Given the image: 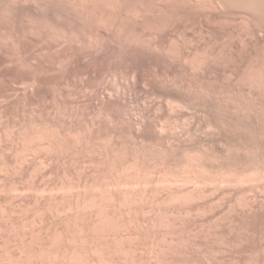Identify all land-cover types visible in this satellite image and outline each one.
Returning <instances> with one entry per match:
<instances>
[{
    "label": "rangeland",
    "instance_id": "1",
    "mask_svg": "<svg viewBox=\"0 0 264 264\" xmlns=\"http://www.w3.org/2000/svg\"><path fill=\"white\" fill-rule=\"evenodd\" d=\"M196 1L0 0V264H264V40Z\"/></svg>",
    "mask_w": 264,
    "mask_h": 264
},
{
    "label": "bare ground",
    "instance_id": "2",
    "mask_svg": "<svg viewBox=\"0 0 264 264\" xmlns=\"http://www.w3.org/2000/svg\"><path fill=\"white\" fill-rule=\"evenodd\" d=\"M84 1V0H83ZM87 1V0H86ZM92 0H90V2H91ZM99 1V0H98ZM116 1V0H115ZM190 1V0H189ZM196 1V0H195ZM207 1V3H209V4H207V3H204V4H207L208 6L210 5V4H213V3H215L216 5H217V7H219V8H221V7H223L222 9H220L221 11L225 8L227 11V13H228V9H229V11L231 12V14H232V16L233 17H235L236 19H237V21L235 20V22H237L238 23V25L239 26H241L242 28L244 27V28H246L247 30V34L246 33H244L245 31L243 30V33L242 32H240V34H241V36H243L242 34H244V37H248V35H250V37H248V38H254V39H257V40H259V41H263L264 40V0H220V2H219V0H206ZM205 0L203 1V2H206ZM74 2V1H73ZM102 2V1H101ZM106 2V1H105ZM104 2V3H105ZM126 2V1H125ZM176 2V1H175ZM197 2V1H196ZM83 3V2H82ZM92 3V2H91ZM112 3V2H111ZM116 3H118V2H116ZM128 3V2H127ZM198 3V2H197ZM200 3H202V1L200 2ZM223 3H225V5L223 4ZM88 4V3H87ZM86 3H85V5H87ZM98 4V3H97ZM123 4V3H122ZM199 4V3H198ZM203 4V5H204ZM221 4H223V5H221ZM1 5V4H0ZM82 5V4H81ZM84 5V6H85ZM93 5H95V4H93ZM92 5V6H93ZM101 5H102V3H101ZM200 5V4H199ZM207 5H205V6H207ZM68 6V5H67ZM108 6H111V5H108ZM107 6V7H108ZM201 6V5H200ZM204 6V7H205ZM221 6V7H220ZM226 6V7H225ZM76 7H77V5H76ZM83 7V6H82ZM94 7V6H93ZM100 7V6H99ZM106 7V6H105ZM121 7V6H120ZM131 7V6H130ZM209 7H212L211 5L209 6ZM228 7V8H227ZM202 8V7H201ZM214 8H215V5H214ZM219 8H217V9H219ZM86 9V8H85ZM98 9V8H97ZM97 9H96V11H97ZM111 9H112V7H111ZM58 10V9H57ZM61 10V9H60ZM81 10V9H80ZM107 10V9H106ZM114 10V9H113ZM220 10H219V12H220ZM76 11V10H75ZM111 11V10H110ZM115 11H116V9H115ZM183 11V10H182ZM90 12V11H89ZM104 12V11H103ZM112 12V11H111ZM140 12V11H139ZM166 12V11H165ZM192 12V11H191ZM216 12V11H215ZM225 12V11H224ZM223 12V13H224ZM225 12V13H226ZM82 13V12H81ZM92 13V12H91ZM118 13V12H117ZM187 13V12H186ZM100 14V13H99ZM138 14V13H137ZM165 14V13H164ZM219 14V13H218ZM230 14V15H231ZM81 15V14H80ZM85 15V14H84ZM104 15V14H103ZM183 15V14H182ZM189 15V14H188ZM88 16V15H87ZM97 16V15H96ZM101 16V15H100ZM119 16V15H118ZM176 16V15H175ZM194 16V15H193ZM224 16V15H223ZM228 16V15H227ZM46 17V16H45ZM91 17V16H90ZM84 18V17H83ZM216 18V17H215ZM66 19V18H65ZM213 19V18H212ZM46 20H47V18H46ZM81 20H82V18H81ZM104 20V19H103ZM119 20V19H118ZM56 21H57V19H56ZM69 21V20H68ZM67 21V22H68ZM71 21V20H70ZM98 22H99V19L97 20ZM239 21V22H238ZM44 23H45V21H43ZM42 22V23H43ZM53 22V21H52ZM63 22V21H62ZM90 22V21H89ZM97 22V23H98ZM122 22V21H121ZM124 22V21H123ZM250 22H253V23H251V24H253L252 26L251 25H249L248 26V24H250ZM36 23V22H35ZM88 23V22H87ZM115 23V22H114ZM66 24V23H65ZM74 24V23H73ZM102 24V23H101ZM103 24H105V23H103ZM53 25V24H52ZM63 25V24H62ZM85 25V24H84ZM98 25V24H97ZM235 25H237V24H235ZM35 26V25H34ZM48 26V25H47ZM46 26V27H47ZM67 26V25H66ZM69 26V25H68ZM75 26V25H74ZM248 26V27H247ZM251 26V27H250ZM254 26V27H253ZM49 27V26H48ZM53 27V26H52ZM51 27V28H52ZM57 27V26H56ZM55 27V28H56ZM88 27V26H87ZM94 27V26H93ZM93 27H91V28H93ZM111 27V26H110ZM236 27H238V26H236ZM250 27V28H249ZM50 28V29H51ZM60 28V27H59ZM73 28V27H72ZM79 28V27H78ZM105 28V27H104ZM241 28V29H242ZM249 28V29H248ZM64 29V28H63ZM110 29V28H109ZM112 29V28H111ZM240 28H238V30H239ZM43 30V29H42ZM60 30H62V29H60ZM73 30V29H72ZM71 30V31H72ZM90 30V29H89ZM52 31V30H51ZM64 31V30H63ZM76 31V30H75ZM78 31V30H77ZM239 31H241V30H239ZM238 31V32H239ZM250 31V32H249ZM54 32H55V30H54ZM121 32V31H120ZM187 32V31H186ZM185 33V32H184ZM72 34V33H71ZM239 33H238V35H240ZM252 34V35H251ZM78 35H80V34H78ZM96 35V34H95ZM246 35V36H245ZM50 36V35H49ZM53 36V35H52ZM67 36V35H66ZM252 36V37H251ZM55 37V36H54ZM58 37V36H57ZM95 37V36H94ZM59 38V37H58ZM99 38V37H98ZM247 38V39H248ZM69 39V38H68ZM186 39V38H185ZM64 40V39H63ZM91 40V39H90ZM249 40V39H248ZM251 40V39H250ZM93 42V41H92ZM176 49V48H175ZM239 51V50H238ZM256 54H258V53H256ZM200 56V55H199ZM194 59V58H193ZM205 60V59H204ZM195 62V61H194ZM262 64L264 65V59L262 60ZM261 65V64H260ZM202 67V66H201ZM254 67H255V65H254ZM199 68V67H198ZM245 69V68H244ZM247 69H248V71L251 73V70L252 69H254L253 68V63H248V65H247ZM252 74H254L253 73V71H252ZM262 75V74H261ZM258 76V75H257ZM257 79V78H256ZM260 81V80H259ZM262 85L264 86V75H263V80H262Z\"/></svg>",
    "mask_w": 264,
    "mask_h": 264
}]
</instances>
